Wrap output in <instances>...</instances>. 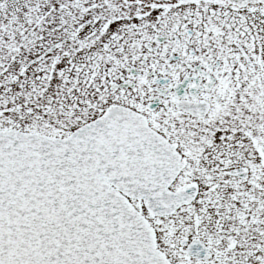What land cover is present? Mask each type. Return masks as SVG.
<instances>
[{
    "label": "snow or ice",
    "instance_id": "obj_1",
    "mask_svg": "<svg viewBox=\"0 0 264 264\" xmlns=\"http://www.w3.org/2000/svg\"><path fill=\"white\" fill-rule=\"evenodd\" d=\"M0 264H264V0H0Z\"/></svg>",
    "mask_w": 264,
    "mask_h": 264
}]
</instances>
